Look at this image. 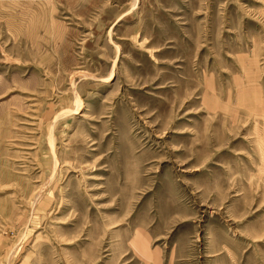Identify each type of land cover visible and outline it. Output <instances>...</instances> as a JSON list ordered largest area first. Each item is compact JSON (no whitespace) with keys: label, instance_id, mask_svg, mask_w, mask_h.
I'll return each mask as SVG.
<instances>
[{"label":"rangeland","instance_id":"374dc122","mask_svg":"<svg viewBox=\"0 0 264 264\" xmlns=\"http://www.w3.org/2000/svg\"><path fill=\"white\" fill-rule=\"evenodd\" d=\"M0 264H264V0H0Z\"/></svg>","mask_w":264,"mask_h":264}]
</instances>
